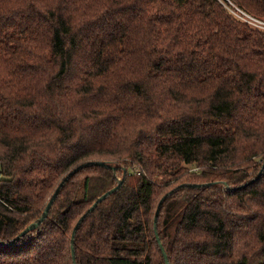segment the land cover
Wrapping results in <instances>:
<instances>
[{"label":"trees","instance_id":"trees-1","mask_svg":"<svg viewBox=\"0 0 264 264\" xmlns=\"http://www.w3.org/2000/svg\"><path fill=\"white\" fill-rule=\"evenodd\" d=\"M263 165L264 29L221 0H0V264H264Z\"/></svg>","mask_w":264,"mask_h":264},{"label":"water","instance_id":"water-1","mask_svg":"<svg viewBox=\"0 0 264 264\" xmlns=\"http://www.w3.org/2000/svg\"><path fill=\"white\" fill-rule=\"evenodd\" d=\"M91 163L104 164L103 162H100V161L91 162ZM263 166H264V165H263ZM74 171H75V170H73L72 172H70L69 175L72 174ZM261 172H262V171H260V172L258 173V175H257L253 180L257 179V178L261 175ZM253 180H252V181H253ZM122 181H123V180L120 179L118 185L114 186L113 188H111L110 190H108L107 192H105L104 194H102V195L96 200V202H94V204L91 206V208H90L89 210H93V209L97 206V204L99 203V201L103 200V199H104L109 193L115 191V190L119 187V185L122 183ZM210 183H211V182H210ZM189 185L199 186V185H201V184H200V183H193V184H189ZM59 190H60V187H58V188L56 189V191L54 192L53 196L50 198V200H49V202H48V204H47V206H46V209H45V211H44L42 217L40 218V220H39L37 223H34V224H32L31 226H28V227L22 232V234H24L27 230H29V229H31L32 227H34L36 224H38L40 221H42V220L44 219V217H46V216L48 215L49 210H50V207H51V205H52L54 199L56 198V196H57ZM165 197H166V196H164V197L161 199L160 204L163 202V200L165 199ZM159 211H160V207H158L157 210H156V214H155V218H154V219H155V222L157 221V217H158ZM85 215H86V214H84V215L82 216L81 219H83V218L85 217ZM79 223H80V222H78V224L76 225V228H78ZM155 230H156V234H157V236H158V231H157V226H156V225H155ZM18 237H19V236H17V238H18ZM17 238H15V239H17ZM15 239H14V240H15ZM14 240H13V241H14ZM158 240H159V238H158ZM72 241H73V240H72ZM160 244H161V243H160ZM161 247H162V249H163V245H162V244H161ZM73 254H74V249H73ZM164 256H165L166 260L168 261L167 253H166L165 251H164ZM74 258H75V256H74ZM168 264H169V263H168Z\"/></svg>","mask_w":264,"mask_h":264},{"label":"built area","instance_id":"built-area-1","mask_svg":"<svg viewBox=\"0 0 264 264\" xmlns=\"http://www.w3.org/2000/svg\"><path fill=\"white\" fill-rule=\"evenodd\" d=\"M242 14H238L236 13L239 17L243 18L244 20H246L248 23H250L251 25L253 26H256V27H259V28H262L264 29V21L261 20L260 18L256 17V16H253L251 15V13L249 14V12H245L242 10ZM249 17V18H248ZM193 169H198L197 167H194Z\"/></svg>","mask_w":264,"mask_h":264},{"label":"rangeland","instance_id":"rangeland-1","mask_svg":"<svg viewBox=\"0 0 264 264\" xmlns=\"http://www.w3.org/2000/svg\"><path fill=\"white\" fill-rule=\"evenodd\" d=\"M223 3H224V5H226V7L232 12V13H234L235 15H237L236 13H238V14H242V15H244L243 13H242V10L243 11H245V12H247L248 13V10H246V9H244V8H242V7H240V6H238L237 4H235L232 0H221ZM249 14H250V12H249ZM251 15H253L252 13H251ZM238 16V15H237ZM254 16V15H253ZM239 17V16H238ZM241 18V17H240ZM249 18V17H248ZM241 19H243V18H241ZM261 19V18H260ZM244 20V19H243ZM261 20H263L264 21V19H261ZM244 21H246V20H244Z\"/></svg>","mask_w":264,"mask_h":264}]
</instances>
